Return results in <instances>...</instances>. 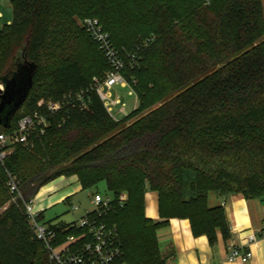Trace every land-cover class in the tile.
I'll list each match as a JSON object with an SVG mask.
<instances>
[{
	"label": "trees",
	"instance_id": "trees-1",
	"mask_svg": "<svg viewBox=\"0 0 264 264\" xmlns=\"http://www.w3.org/2000/svg\"><path fill=\"white\" fill-rule=\"evenodd\" d=\"M110 3L11 2L13 20L0 31V83L28 69L32 85L0 134L35 112L48 126L0 169V264H53L25 203L61 177L76 176L83 190L106 183L114 205L103 221L118 229L122 249L115 264H166L157 231L171 218L189 219L194 236L211 245L219 233L229 239L225 210L209 206L210 193L264 203V0H138L131 15L113 14ZM80 15L98 17L126 60L138 105L123 120L96 91L95 75L106 71L103 80L112 67ZM49 101L60 110L48 111ZM136 113L143 116L128 124ZM8 173L21 197L6 208ZM147 192L158 193L165 221L146 218ZM49 226L61 232L70 224Z\"/></svg>",
	"mask_w": 264,
	"mask_h": 264
},
{
	"label": "built area",
	"instance_id": "built-area-1",
	"mask_svg": "<svg viewBox=\"0 0 264 264\" xmlns=\"http://www.w3.org/2000/svg\"><path fill=\"white\" fill-rule=\"evenodd\" d=\"M1 1L12 2V0ZM2 17L0 14V18ZM82 25L112 67V71L107 74L105 79L94 78L96 91L111 115L113 108L119 106L118 113L123 118L129 117L130 113L126 111V104L121 97L112 93L115 86L123 88L130 86L123 75V71L128 67L124 56L116 49L111 35L104 30L99 20L86 18ZM131 89L130 95L135 97V110L138 105V97L134 89L132 87ZM0 90H5L2 83ZM47 108L53 113L60 110L61 105L60 103H50ZM47 126V119L39 112H35L23 116L12 132L0 134V169L5 167L7 159L12 155L17 145H28L32 132L39 128L41 133H44ZM7 187L12 202H16L21 197L20 184L10 173H8ZM127 200V194H121L119 197L120 206L123 207ZM113 203V197H104L100 193H95L92 197L94 209L88 211L84 218L70 224V227L61 232L55 231L49 225L41 224L40 215L42 213L36 204V199L25 203V211L37 240L45 245L53 264H115L122 257L120 236L115 226L103 221V217L112 211ZM73 210H77V208L73 207ZM69 229L82 230L83 232L80 236L70 235L65 240L61 239V236ZM258 238L264 239V226L260 236L254 234L247 240L249 243H256ZM252 257V251L243 252L240 246H232L228 261H240L245 264Z\"/></svg>",
	"mask_w": 264,
	"mask_h": 264
},
{
	"label": "crops",
	"instance_id": "crops-1",
	"mask_svg": "<svg viewBox=\"0 0 264 264\" xmlns=\"http://www.w3.org/2000/svg\"><path fill=\"white\" fill-rule=\"evenodd\" d=\"M11 22L12 20L8 21V25ZM83 191L76 176L61 177L44 186L35 198L42 213L41 219H44L48 208L66 204ZM208 204L211 208H224L230 225V238L226 239L219 233L216 242L211 245L207 236H194L189 219L171 218L167 225L157 231L158 245L166 264H244L240 261H228L232 246H240L243 252L252 251V259L245 264H264V239L258 238L256 243H249L247 240L254 234L260 236L263 231L264 203L260 199H246L240 194L221 197L210 193ZM78 211V208L73 211L77 215L72 219L65 217L63 221L51 225L76 223L89 210ZM144 213L147 219L165 221L160 215L158 193H146Z\"/></svg>",
	"mask_w": 264,
	"mask_h": 264
},
{
	"label": "rangeland",
	"instance_id": "rangeland-1",
	"mask_svg": "<svg viewBox=\"0 0 264 264\" xmlns=\"http://www.w3.org/2000/svg\"><path fill=\"white\" fill-rule=\"evenodd\" d=\"M130 1V0H129ZM128 0H111V3L108 5L109 9L112 11L113 14H120L125 13L128 15L132 14V11L135 9L134 2L138 0H134L133 2ZM0 14H2V18H0V31L8 25V21L13 20V7L10 2H2L0 0ZM129 17V16H128ZM85 18V15H80L77 17V23L80 26L81 29H84L82 22ZM130 18V17H129ZM95 19L99 20L98 17H95ZM150 37V36H148ZM143 40H146V38H143ZM104 70V69H102ZM106 71L102 73V75H95L97 78H103ZM131 75V74H130ZM133 76V75H131ZM130 83L129 81H127ZM1 84V83H0ZM133 89L135 91L136 88L134 85L131 84ZM132 91L131 87L123 88L120 86H115L112 93L115 96L121 97L122 101L126 104V111L127 113H131L134 110L135 107V97L133 95H130V92ZM53 102H48V104ZM159 104H156L154 107H157ZM153 107V108H154ZM118 107L113 108L112 117L115 118L117 121L123 120V116H121L118 113ZM143 115L140 113H136L134 117H131L129 120H127L128 124H131L135 121H137L139 118H141ZM67 178V177H66ZM95 193H100L104 197H112V194L109 192L106 183L101 182L96 187H93L89 190H84L78 196H76L71 201L67 202L63 205H58L54 208H48L44 213V219H41V224H56L64 220V218H68L69 220L72 219L77 214H74L73 207H76L79 209L78 212L85 210H93L94 206L92 205V197ZM12 202V197L10 199V202L6 204V208L9 206V204ZM77 212V213H78ZM74 214V215H73ZM80 220V219H79Z\"/></svg>",
	"mask_w": 264,
	"mask_h": 264
},
{
	"label": "water",
	"instance_id": "water-1",
	"mask_svg": "<svg viewBox=\"0 0 264 264\" xmlns=\"http://www.w3.org/2000/svg\"><path fill=\"white\" fill-rule=\"evenodd\" d=\"M32 72L24 69V72H21L4 86V91L0 90V124L7 127L12 116L26 101L32 85Z\"/></svg>",
	"mask_w": 264,
	"mask_h": 264
}]
</instances>
